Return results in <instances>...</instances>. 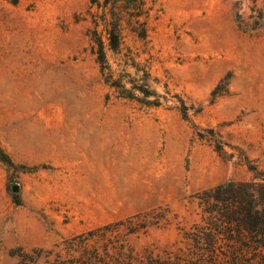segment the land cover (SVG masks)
Segmentation results:
<instances>
[{"label": "rangeland", "instance_id": "374dc122", "mask_svg": "<svg viewBox=\"0 0 264 264\" xmlns=\"http://www.w3.org/2000/svg\"><path fill=\"white\" fill-rule=\"evenodd\" d=\"M0 149V264L209 249L197 193L264 172V0H0Z\"/></svg>", "mask_w": 264, "mask_h": 264}, {"label": "trees", "instance_id": "16d2710c", "mask_svg": "<svg viewBox=\"0 0 264 264\" xmlns=\"http://www.w3.org/2000/svg\"><path fill=\"white\" fill-rule=\"evenodd\" d=\"M110 45L117 47L115 35ZM98 60L104 63L101 44ZM141 92L149 94L143 88ZM0 160L13 164L1 149ZM196 197L203 223L195 226L194 240L197 244L205 242L209 249L184 254L178 261L166 256L134 262L131 259L126 264H264V172L255 171L250 180L223 182ZM117 258L119 264H125L123 253H118Z\"/></svg>", "mask_w": 264, "mask_h": 264}]
</instances>
